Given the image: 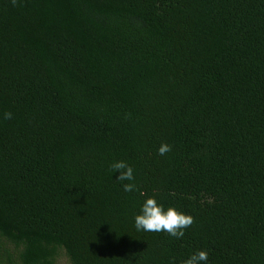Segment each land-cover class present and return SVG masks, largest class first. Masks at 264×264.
Segmentation results:
<instances>
[{"label": "trees", "instance_id": "obj_1", "mask_svg": "<svg viewBox=\"0 0 264 264\" xmlns=\"http://www.w3.org/2000/svg\"><path fill=\"white\" fill-rule=\"evenodd\" d=\"M146 197L194 223L137 230ZM199 250L264 264V0H0V264Z\"/></svg>", "mask_w": 264, "mask_h": 264}, {"label": "clouds", "instance_id": "obj_2", "mask_svg": "<svg viewBox=\"0 0 264 264\" xmlns=\"http://www.w3.org/2000/svg\"><path fill=\"white\" fill-rule=\"evenodd\" d=\"M17 0H12L15 6ZM4 119L12 118V113L5 112ZM171 151V147L162 143L158 148V153L163 156ZM112 172H118L116 180L120 182L134 181L133 168L125 161L117 160L110 165ZM123 190L125 192L136 191L135 183H123ZM142 195H146L141 193ZM135 228L145 232H167L170 236L177 239L184 236V229L190 227L194 223L191 215H186L174 207H168L167 210L157 203L153 197H146L144 200L140 214L135 215ZM208 260V253L204 250H199L191 254L181 264H202Z\"/></svg>", "mask_w": 264, "mask_h": 264}]
</instances>
